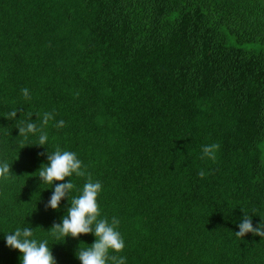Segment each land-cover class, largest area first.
<instances>
[{
  "label": "trees",
  "instance_id": "obj_1",
  "mask_svg": "<svg viewBox=\"0 0 264 264\" xmlns=\"http://www.w3.org/2000/svg\"><path fill=\"white\" fill-rule=\"evenodd\" d=\"M58 148L83 162L70 199L102 183L127 264H264V238L235 234L264 223V0H0V264H20L3 235L25 224L57 264L94 243L45 232L70 207L35 176Z\"/></svg>",
  "mask_w": 264,
  "mask_h": 264
},
{
  "label": "clouds",
  "instance_id": "obj_2",
  "mask_svg": "<svg viewBox=\"0 0 264 264\" xmlns=\"http://www.w3.org/2000/svg\"><path fill=\"white\" fill-rule=\"evenodd\" d=\"M21 91L27 100L30 95L29 89L24 88ZM17 112L16 110L11 111L8 114L9 118L20 121L22 118L17 120ZM53 119L52 113L45 112L42 124L48 125L49 121ZM64 125L65 121L60 120L55 126L62 128ZM17 129L19 130V137L28 138L37 133V122H33L30 117L23 126L17 127ZM48 141V134L40 131L33 145L49 149L46 147ZM18 147L20 150L24 148L22 145ZM219 148L220 145L217 143L203 145L201 158L215 161ZM47 161L35 173V176L41 181V186L44 184L51 185L49 190L52 191V195L48 200L47 207L59 211L61 202L65 199L69 201L70 207L59 224L54 225L50 231H44L56 235L57 239L63 238V243H66L69 237L79 239L81 236L93 235L95 237L94 243L88 245L81 242L86 247L81 248L80 244L75 253L80 264H127L126 256L113 254L123 252L126 243L119 231L120 220L115 216L111 220L102 216L98 203V198L103 191L102 183L99 180L89 179L84 183L82 189L78 190L79 194L71 196L70 199V194L77 191L73 177L85 175L82 160L77 153L58 148L54 152L50 153L49 151L47 153ZM10 173L12 174L11 166L8 163H0V177L7 180ZM37 173L38 175H36ZM205 175L203 170L199 172L201 178ZM66 178L68 182H65ZM252 216L244 213L243 219L238 224L239 231L235 232L237 237L244 238L247 234L252 233L254 236L264 238V223L254 227ZM36 229L38 228L33 229L31 225L26 224L22 228L13 229L8 234L3 235L6 246L22 254L20 264H57L53 255V245L50 247L47 239H37L34 235Z\"/></svg>",
  "mask_w": 264,
  "mask_h": 264
}]
</instances>
